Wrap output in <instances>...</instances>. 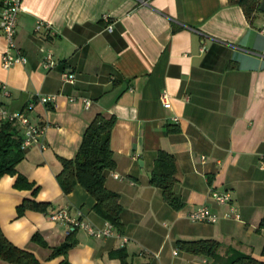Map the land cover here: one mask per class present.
<instances>
[{
  "label": "crops",
  "instance_id": "0c3cea01",
  "mask_svg": "<svg viewBox=\"0 0 264 264\" xmlns=\"http://www.w3.org/2000/svg\"><path fill=\"white\" fill-rule=\"evenodd\" d=\"M262 27L264 13L248 18L230 0H20L14 40L27 63L0 66V110L21 112L32 103L25 112L43 132L16 167L37 191L16 190L15 177L0 178L4 237L40 264L63 258L67 264H120L110 253L122 247L132 264H215L178 248V239H213L217 255L234 248L264 261V228L256 229L264 211ZM4 51L0 31V58ZM47 52L55 63L48 72L42 68ZM64 71L74 74L71 85H61ZM161 93L169 96L166 107ZM47 95H58L55 107L36 101ZM68 98L86 99L90 107ZM98 113L115 117L108 138L114 168L103 180L119 196L116 232L128 241L120 247L116 236L94 238L76 229V243L53 258L51 248L64 241L67 227L49 221L50 212L65 207L71 214L81 210L93 226L104 222L80 184L64 195L54 177ZM160 150L174 158L179 209L149 183ZM210 189L230 194L238 219L222 217L228 206L214 203ZM25 199L47 203L45 212L17 217ZM204 204L217 220H190V211ZM34 234L40 242L32 241Z\"/></svg>",
  "mask_w": 264,
  "mask_h": 264
},
{
  "label": "trees",
  "instance_id": "16d2710c",
  "mask_svg": "<svg viewBox=\"0 0 264 264\" xmlns=\"http://www.w3.org/2000/svg\"><path fill=\"white\" fill-rule=\"evenodd\" d=\"M241 7L245 16L249 18L262 0H230ZM114 116H103L98 113L86 125L81 135V143L71 159H61L60 170L56 173L62 193L66 195L76 184H80L84 190L94 198L93 210L103 221L111 222L115 230L120 229L119 196L117 193L106 190L104 175L106 171L114 168L113 154L109 149V134L111 132ZM21 137L13 126V123L0 121V178L4 175L15 177L13 188L16 190H31L32 194L37 187L16 171L17 165L23 160V151L20 149ZM173 155L160 150L153 160V168L149 173V183L157 186L162 194L163 201L172 208L179 209L182 206L181 199L174 195L172 187L175 182ZM47 203L25 199L16 208L17 217H21L25 211L45 212ZM264 228V211L256 229ZM76 230V229H74ZM74 230L67 233L64 241L54 248L50 257L65 256L68 249L75 244ZM32 241H39L36 234ZM178 248L188 251L190 254L209 256L215 264H264L263 260L244 254L243 252L227 248L225 253L217 255L218 244L213 239L184 240L175 242ZM111 257H115L120 264H132L126 260L125 248L112 251ZM0 260L8 264H40L35 255L27 250L17 248L10 243L0 231ZM59 264H67L64 258Z\"/></svg>",
  "mask_w": 264,
  "mask_h": 264
},
{
  "label": "built area",
  "instance_id": "2783aa9c",
  "mask_svg": "<svg viewBox=\"0 0 264 264\" xmlns=\"http://www.w3.org/2000/svg\"><path fill=\"white\" fill-rule=\"evenodd\" d=\"M19 12L20 0H0V31L5 42V51L0 58V66L3 70H8L14 65H25L27 63V58L23 56V54L18 50L14 40ZM41 26L42 24H38L35 28V31L41 28ZM106 30L109 32L111 31L109 26L106 27ZM260 33L264 36V27L260 29ZM51 55V53L47 52L42 56V68L44 71L48 72V70L53 68L55 65ZM60 81L61 85H71L73 82H75V76L71 72L64 71L60 76ZM57 96L58 95L37 96L36 101H38V103L41 105L47 106L48 108H53L57 104ZM67 100L69 102H75L78 100L81 101L84 109L90 107V103L86 99L68 98ZM160 101L165 107L168 106L169 96H167L165 93H161ZM32 108L33 104L29 103L25 111L27 112L32 110ZM25 111L8 113L6 111L0 110V121L10 122L19 126L22 133L20 142V149L22 151L34 143L37 144V138L43 132V128L38 127L37 125L35 126ZM41 147H43V145H41ZM260 165L262 168H264L263 161H261ZM114 176L116 177L117 175ZM209 196L214 201V203L228 206V210L222 214V217L229 220L239 218L236 207L233 205V203H231V197L228 192H219L210 189ZM82 216L81 210H77L75 214H71L69 209L65 207H59L48 214V220L51 222L65 223L67 227L65 235H67V233L71 230L79 229L83 230L87 235H91L94 238H108L116 236L121 240V243H119L120 247H122L128 241V237L121 236V234L116 232L115 227L111 222L104 220L101 226H93L92 223L83 220ZM187 216L194 222L211 223L217 220V217L210 213L208 206L205 204L203 206L201 205L195 210L190 211Z\"/></svg>",
  "mask_w": 264,
  "mask_h": 264
},
{
  "label": "water",
  "instance_id": "95a60500",
  "mask_svg": "<svg viewBox=\"0 0 264 264\" xmlns=\"http://www.w3.org/2000/svg\"><path fill=\"white\" fill-rule=\"evenodd\" d=\"M257 10L264 13V0L260 3L259 8H257Z\"/></svg>",
  "mask_w": 264,
  "mask_h": 264
}]
</instances>
